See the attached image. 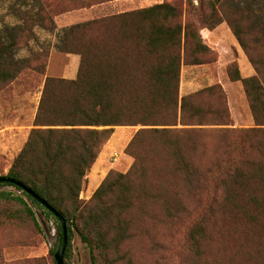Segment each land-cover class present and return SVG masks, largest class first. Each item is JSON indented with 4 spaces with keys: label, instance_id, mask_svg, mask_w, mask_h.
I'll list each match as a JSON object with an SVG mask.
<instances>
[{
    "label": "trees",
    "instance_id": "1",
    "mask_svg": "<svg viewBox=\"0 0 264 264\" xmlns=\"http://www.w3.org/2000/svg\"><path fill=\"white\" fill-rule=\"evenodd\" d=\"M198 1L200 5H191L190 17L188 15L183 20L173 5L157 3L74 24L65 32L59 50L80 56L76 78L50 77L41 72L42 90L33 128L7 173L0 176L21 182L64 219L67 244L63 264H70L74 231L87 246L91 264H109L107 251L128 236L130 228L127 227L132 219L129 214L141 211V204L148 199L160 203L164 217L157 219L158 228L168 230L170 225H181L185 230L181 241L184 248L192 255L201 254L200 241L206 239L204 216L209 212L210 204L216 202L214 197L223 194L224 200L236 204L227 182L231 181L230 185L239 182L236 174L240 172V166L249 162L243 153L249 139L247 134L261 133L264 137V68L262 61L255 60L248 52L240 35L243 31L233 24V15L224 11L223 0H207L209 12L206 13L202 10L204 0ZM220 22L228 25L254 70L253 75L242 78L236 62L226 65L228 78L240 81L246 96L253 121V127L248 129L233 127L226 94L218 83L179 96L182 66L216 62L217 52L213 62L199 57L214 50L204 43L201 29L211 30ZM112 28L116 29L113 39L131 42L126 50L134 51L135 60L121 59L117 54L118 40L112 41L109 36L104 38L103 35ZM21 31L15 27L0 31V89L33 70L26 62L12 56L22 38ZM93 36L101 39L91 42L90 37ZM258 42H264V37L255 41ZM117 61L124 65L122 70H119ZM197 94L205 95L208 101L201 102L199 106ZM218 99L221 107L224 104V120L201 119L202 113L215 115L220 112L214 103ZM177 125L182 126L177 132L185 140L178 145L180 138L174 136L172 129ZM116 126L138 127L124 149L133 162L125 173L110 171L106 174L90 199L83 202L79 194L87 174ZM209 129L222 133L221 137L230 130L237 132L238 136H234L233 142L227 146L237 149L238 155L225 158L224 166L216 162L213 168L203 171L192 155L182 154L180 149L195 155L198 132H210ZM248 146L263 155L255 170L264 182V146L251 143ZM169 161L190 183L192 198L196 200L193 208L196 216L189 220L186 218L188 205L179 198L180 195L173 193L170 199V191L167 190L170 185L167 183ZM9 187L19 191L20 195L6 190ZM209 198L213 200L206 201ZM203 203L208 204L202 206ZM0 204L9 205L7 210L0 209V214L14 223V220H28L40 233L41 226L33 207L55 217L22 188L9 182L0 183ZM261 204L264 208V199ZM56 234L60 244L58 220ZM169 245L170 242L155 240L152 248L159 250ZM55 250L48 251L52 264H56L53 258ZM117 260L114 259L115 262ZM0 264L50 263L43 258L6 263L0 251Z\"/></svg>",
    "mask_w": 264,
    "mask_h": 264
},
{
    "label": "rangeland",
    "instance_id": "2",
    "mask_svg": "<svg viewBox=\"0 0 264 264\" xmlns=\"http://www.w3.org/2000/svg\"><path fill=\"white\" fill-rule=\"evenodd\" d=\"M157 3L173 5L178 10L181 20L192 13L191 5L193 7L200 5L198 0H0V31L6 27L22 30L20 34L22 38L12 56L14 59L26 62L33 69L21 75L12 84L0 89V175L7 173L13 158L20 151L29 131L33 128L42 90L41 72L46 74L48 65L54 67L55 64L60 66L62 63L58 61V57L64 53L59 49L69 27L103 16L143 9ZM222 4L224 11L233 15V24L243 31L240 35L248 52L255 60L262 61L264 68V42L255 43L260 37H264V0H223ZM202 6L204 13L209 12L207 0L203 1ZM192 18L195 16L192 15ZM218 25L228 27L225 22H220L215 24L214 28ZM244 28L249 34L245 33ZM115 30L112 28L110 32L105 33L104 38L109 36L113 39ZM100 39V36L90 37L91 42ZM117 40L118 38L112 41ZM117 44V54L121 59L132 61L137 58L134 51L126 50L131 45L129 40L119 39ZM199 57L204 61L213 62L216 59V51L210 50L209 53ZM117 65L119 70L124 68L122 62L117 61ZM200 67L190 70L188 65L183 66V78L193 81L196 91L213 81L210 76H207L209 77L207 79L208 73ZM195 97L199 106L206 100L205 95L197 94ZM214 103L217 104L215 108L220 112L215 115L202 113L201 119L224 120V104L221 107L220 99ZM239 122L246 124L242 119H239ZM181 128L180 125L172 127L175 131L174 136L180 138L177 145L178 142L180 144L185 142L177 132ZM209 130L210 132H198V147L195 155L178 146L182 154L192 155L203 171L213 168L216 162L223 165L228 156L238 155L237 149H229L227 146L233 142L234 136H238L237 132L230 130L221 137L222 133ZM247 135L249 139L245 142L243 153L249 162L240 166V172L236 174L239 182H233L232 185L229 184L231 181L227 182L236 204L224 200L223 194L214 197L216 202L210 204V210L204 216L206 239L200 241L201 254L192 255L184 248L181 241L185 230L181 225H170L168 230L158 228L157 219L164 217L160 203L148 199L141 204V211H133L129 214L132 219L127 227L130 228L127 231L128 236L118 244L112 245L107 251L109 264H264V208L261 204L264 199V182L255 170L263 155L248 146L250 143L264 146V137L261 133L248 132ZM107 150L109 152L100 159L103 170H108L107 174L110 171L121 173L128 171L133 159L126 155L123 149L114 145H110ZM128 160L131 161L130 164ZM169 165L167 183L170 185L167 190L170 191V199L173 193L180 195L179 198L188 205L187 220L194 218L196 214L193 208L196 200L192 198L190 183L183 179V175L174 169L170 161ZM221 177L225 176L221 175ZM85 186L86 183L79 194L83 202H87L93 194L86 191ZM6 190L20 195V192L14 188L9 187ZM212 200L213 198H209L206 201ZM26 202L30 204L28 200ZM206 204L208 203L201 205ZM8 207V204H0L1 210H7ZM33 209L41 226V233L28 220L22 222L14 220V223L6 215L0 214V251L4 262L43 258L46 263L52 264L48 251L53 248L55 250L59 244L56 234L57 220L39 207ZM78 225L81 226V222ZM155 240L170 242V245L155 250L152 248ZM114 259L118 260L115 262ZM69 263L91 264L90 252L76 231L71 238Z\"/></svg>",
    "mask_w": 264,
    "mask_h": 264
},
{
    "label": "crops",
    "instance_id": "3",
    "mask_svg": "<svg viewBox=\"0 0 264 264\" xmlns=\"http://www.w3.org/2000/svg\"><path fill=\"white\" fill-rule=\"evenodd\" d=\"M201 35L204 43L211 49H214L217 52L218 57L216 62L212 64L189 66L190 70L194 67L201 66L200 68H202L204 72L208 73L206 74V77L210 76L213 79V81L204 87L211 86L215 83L220 84L226 94L230 116L234 123L233 127H251L253 125V121L242 85L240 81H231L228 78L226 65L230 62H236L239 74L242 78L249 77L254 74L252 66L248 62L246 56L240 49L238 42L228 27L218 25L211 30L202 29ZM220 35H222V37ZM58 58V61H62L60 66L55 64L54 67H50L48 65L46 75L68 80L75 79L80 62V56L76 53H64V55H60ZM207 79H209V77H207ZM194 91H196V88H194V82L183 78L182 66L179 81V96L181 97ZM239 119L245 121L244 123L246 124L239 122ZM131 128H134L135 130H132ZM136 129L137 127L134 126H116L114 128L112 135L102 147L87 174L85 186L86 191L93 193L107 174L108 170H103V167L101 166L102 162H100V159L104 157L107 152H109L107 148L110 145H114L117 148L124 150ZM128 163L130 164L131 161L128 160Z\"/></svg>",
    "mask_w": 264,
    "mask_h": 264
},
{
    "label": "water",
    "instance_id": "4",
    "mask_svg": "<svg viewBox=\"0 0 264 264\" xmlns=\"http://www.w3.org/2000/svg\"><path fill=\"white\" fill-rule=\"evenodd\" d=\"M1 182H9L22 188V190H24L27 194L36 199L41 205H43L47 210L53 213V215L57 218L61 226V242L56 248L53 254V258L56 264H63V255L67 244V229L64 219L46 201L38 197L37 194H35L31 189L24 186L21 182L0 176V183Z\"/></svg>",
    "mask_w": 264,
    "mask_h": 264
}]
</instances>
